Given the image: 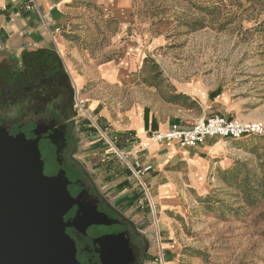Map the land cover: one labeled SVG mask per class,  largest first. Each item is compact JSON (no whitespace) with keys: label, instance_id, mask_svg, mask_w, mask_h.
<instances>
[{"label":"crops","instance_id":"crops-1","mask_svg":"<svg viewBox=\"0 0 264 264\" xmlns=\"http://www.w3.org/2000/svg\"><path fill=\"white\" fill-rule=\"evenodd\" d=\"M75 1L35 0L38 7L28 10L25 7L28 0H0V63L6 64L10 71H19L25 67L28 55L57 52L75 87L82 90L87 85L95 86L93 92L89 90L83 94L86 95L83 99L88 101L89 114L110 135L124 137L134 133L137 141L143 142L154 131L166 130L175 123L191 126L213 114L252 120L243 114L238 97L226 85H210L205 75L194 80L177 79L168 71L165 62L158 61L154 50L160 46L151 42L166 34L170 26L166 28L165 24L161 26L154 20L151 24L141 23L135 0H96L109 10H116L99 15L104 21L114 17L120 22V36L117 37L120 44L116 47H121V53L116 58L113 57L117 50L113 39L108 45H97L90 39L91 32L73 28L72 22L78 15ZM102 37L107 39V31L104 30ZM149 56L154 58L151 64L145 62ZM146 64L152 74L140 79L136 72ZM178 94L182 95L181 100L175 98ZM81 128L85 132H81L77 156L92 181L109 196L133 202L135 188L131 171L111 153L95 129L88 130L86 125ZM231 141L229 137H207L189 148L154 143L145 154L135 153L131 157L132 160L141 157L153 165L145 180L165 214L161 218L163 224L171 219V214L183 212V199L210 192V181L216 177L214 171L227 161ZM118 146L124 150L130 148L124 140ZM149 235L153 239V255L158 245L150 232ZM167 238L169 235L163 237V246L170 249L171 243L165 241ZM170 261L172 259L167 262L170 264Z\"/></svg>","mask_w":264,"mask_h":264},{"label":"rangeland","instance_id":"rangeland-1","mask_svg":"<svg viewBox=\"0 0 264 264\" xmlns=\"http://www.w3.org/2000/svg\"><path fill=\"white\" fill-rule=\"evenodd\" d=\"M74 5L78 15L73 28L91 32L90 39L97 45H108L113 39L117 48L120 22L114 17L111 21L99 17L116 10H109L96 0H77ZM135 10L141 23L151 24L154 20L166 28L170 26L151 44H159L155 56L161 64L166 63L174 77L187 81L205 75L210 85H226L238 97L244 115L264 122V0H135ZM104 30L107 39L102 37ZM120 53L119 46L113 57ZM33 59L55 62V57L47 53ZM145 62L151 64L154 58L149 56ZM62 64L66 71L63 61ZM45 67L35 66L36 69L28 70V76L33 78L34 74L51 69ZM147 68L146 64L136 76L141 79L151 75ZM10 76V69L0 63V80L8 83ZM87 86L79 89L82 98L86 91L96 89ZM85 105L88 107V101ZM0 115L9 116L8 106L0 107ZM77 121L94 131L91 120L82 113L77 115ZM80 132L85 131L81 128ZM229 139L232 141L227 148V161L214 171L216 177L210 181L208 194L183 199V212L171 214L166 225L161 222L165 214L158 204L159 233L162 237L169 235L165 241L171 243L170 249L163 246L166 261L172 259L170 264H264V139L259 135ZM45 160L47 170L54 169L50 153ZM225 170L229 173L224 180L221 173ZM100 192L155 237L157 229L146 202L142 207L137 201L142 192L132 191L133 202Z\"/></svg>","mask_w":264,"mask_h":264},{"label":"flooded vegetation","instance_id":"flooded-vegetation-1","mask_svg":"<svg viewBox=\"0 0 264 264\" xmlns=\"http://www.w3.org/2000/svg\"><path fill=\"white\" fill-rule=\"evenodd\" d=\"M10 75L8 83L0 80V107L8 106L9 112L8 117L0 115V125H4L10 134L22 132L29 139L39 135V147L47 173L53 175L64 168L70 180L68 188L72 195L83 192L82 201L95 204L98 213L105 217L101 223L91 224L85 233L74 226L67 227V232L75 240L79 262L148 264L152 258L153 242L149 231L141 228L138 221L101 194L77 156L82 124L78 125L75 86L71 84L69 76L55 69L39 72L30 78L25 67L19 71L11 70ZM53 131L58 144L51 139ZM58 145L61 146L59 155L56 152ZM48 153L54 158L55 167L51 171L47 170L45 160ZM77 209L78 206L74 205L65 219L73 218ZM106 235L120 238L118 255L104 251L98 239Z\"/></svg>","mask_w":264,"mask_h":264},{"label":"water","instance_id":"water-1","mask_svg":"<svg viewBox=\"0 0 264 264\" xmlns=\"http://www.w3.org/2000/svg\"><path fill=\"white\" fill-rule=\"evenodd\" d=\"M54 132L51 139L58 144ZM39 140V135L29 139L22 132L10 134L0 125V264H81L67 227L85 233L105 217L95 204L82 201L83 192L72 195L64 168L47 173ZM60 150L58 145V155ZM74 205L76 215L66 220ZM98 241L104 251L118 255V236L106 235Z\"/></svg>","mask_w":264,"mask_h":264},{"label":"built area","instance_id":"built-area-1","mask_svg":"<svg viewBox=\"0 0 264 264\" xmlns=\"http://www.w3.org/2000/svg\"><path fill=\"white\" fill-rule=\"evenodd\" d=\"M26 9L33 10L38 7L35 0H28L25 5ZM86 100L81 97L80 90L75 87V108L77 113H82L85 118L91 120V126L98 132L100 139L108 146L112 154L117 156L124 162L126 167L131 171L134 188L142 192V196L137 199L139 205L143 207L144 202L153 217V225L155 226V241L158 245L157 251L152 255L150 264H169L165 258L163 247V237L159 233V224L157 212L158 202L155 201L154 195L145 180L146 174L152 169L153 165L146 159L131 157L135 153L149 151L154 143H164L167 146L177 145L180 148L194 147L202 143L207 137H229L243 138L249 135H259L264 139V122L257 120H242L229 118L227 116L213 114L203 117L193 123L191 126H183L181 124H173L166 130H157L150 134L149 138L143 142L137 141V135L134 133L126 134L124 137L115 134L110 135L105 128L98 124L97 119L92 117L85 105ZM124 140L130 148L124 150L118 146V143ZM172 239V237H170ZM175 243V242H173Z\"/></svg>","mask_w":264,"mask_h":264},{"label":"trees","instance_id":"trees-1","mask_svg":"<svg viewBox=\"0 0 264 264\" xmlns=\"http://www.w3.org/2000/svg\"><path fill=\"white\" fill-rule=\"evenodd\" d=\"M202 27V26H200ZM47 55H53V57H55L54 59V64H52L51 62H46L44 60H34V56H44V54ZM42 58V57H41ZM35 66H47L45 68H48V67H51L50 70H55V69H58V70H61L64 72V74L66 75V77H68V74L66 73V71L63 69V64H62V60H61V57L59 56V54L57 52H53V51H48V52H43V53H34V54H30L27 56L26 60H25V68L27 70H32L33 68H35ZM177 100H181L182 98V95L178 94L176 95L175 97ZM187 98H185L186 100ZM229 173V171L225 170V171H222L221 175L223 177V179L225 180L226 179V176L227 174Z\"/></svg>","mask_w":264,"mask_h":264}]
</instances>
